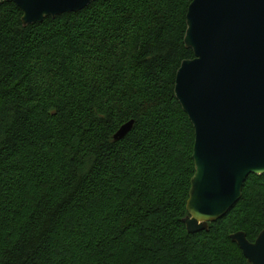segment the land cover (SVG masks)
Listing matches in <instances>:
<instances>
[{"label": "trees", "instance_id": "16d2710c", "mask_svg": "<svg viewBox=\"0 0 264 264\" xmlns=\"http://www.w3.org/2000/svg\"><path fill=\"white\" fill-rule=\"evenodd\" d=\"M4 1L0 264H249L231 236L264 231V175L209 231L184 224L195 130L175 83L194 0H97L28 27Z\"/></svg>", "mask_w": 264, "mask_h": 264}, {"label": "water", "instance_id": "95a60500", "mask_svg": "<svg viewBox=\"0 0 264 264\" xmlns=\"http://www.w3.org/2000/svg\"><path fill=\"white\" fill-rule=\"evenodd\" d=\"M25 27L79 13L97 0H6ZM1 0V3H4ZM175 95L195 130V175L184 224L189 234L209 231L241 200L251 175H264V0H194ZM134 121L114 136L124 139ZM249 264H264V231L254 243L231 236Z\"/></svg>", "mask_w": 264, "mask_h": 264}]
</instances>
